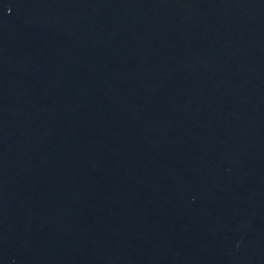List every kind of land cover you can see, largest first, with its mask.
<instances>
[{"label": "water", "instance_id": "obj_1", "mask_svg": "<svg viewBox=\"0 0 264 264\" xmlns=\"http://www.w3.org/2000/svg\"><path fill=\"white\" fill-rule=\"evenodd\" d=\"M0 264H264V0H0Z\"/></svg>", "mask_w": 264, "mask_h": 264}]
</instances>
